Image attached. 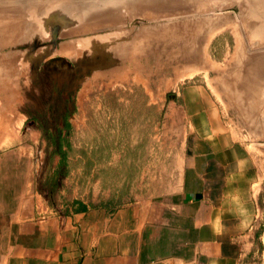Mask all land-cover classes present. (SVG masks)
<instances>
[{
    "label": "rangeland",
    "instance_id": "374dc122",
    "mask_svg": "<svg viewBox=\"0 0 264 264\" xmlns=\"http://www.w3.org/2000/svg\"><path fill=\"white\" fill-rule=\"evenodd\" d=\"M67 1L0 0V107L21 109L41 132L26 145L0 143V153L31 157L34 183L60 210L113 208L149 181L143 171L169 168L182 115L169 109L196 102L201 83L229 75L234 87H261L264 28L249 25L264 23L262 0H73L83 6L71 18L59 13ZM182 42L203 59L180 58Z\"/></svg>",
    "mask_w": 264,
    "mask_h": 264
},
{
    "label": "crops",
    "instance_id": "0c3cea01",
    "mask_svg": "<svg viewBox=\"0 0 264 264\" xmlns=\"http://www.w3.org/2000/svg\"><path fill=\"white\" fill-rule=\"evenodd\" d=\"M227 76L169 109L182 113L174 162L143 171L149 181L113 208L60 210L34 183L31 157L1 152L0 264H264V75L257 89ZM26 118L1 106L0 143L41 136Z\"/></svg>",
    "mask_w": 264,
    "mask_h": 264
},
{
    "label": "bare ground",
    "instance_id": "6f19581e",
    "mask_svg": "<svg viewBox=\"0 0 264 264\" xmlns=\"http://www.w3.org/2000/svg\"><path fill=\"white\" fill-rule=\"evenodd\" d=\"M77 1H79V0H77ZM149 1H152L154 4H161V2H160V0H149ZM262 3H263V7H264V0H262L261 1ZM79 4L81 5V3H76L75 1H73V0H69V1H67V2H65L64 4H63V6H61L60 8H59V13H61L62 15H65V16H68L69 17V11H74V10H80L79 8H81L83 5H81L80 7H79ZM261 6H262V4H261ZM260 9H261V7H260ZM263 11H264V8L262 9ZM101 14H102V12H100ZM100 14V15H101ZM105 15L104 16H109V14H107V13H104ZM261 15H263L264 16V13H261ZM96 16H99V15H96ZM80 17H82V16H80ZM90 16H88V17H86V18H89ZM69 18H71V17H69ZM120 22V21H119ZM255 24L256 23H251L250 25H249V27H250V29H253V30H255V31H257V30H259V31H261V30H263V28H264V23L263 22H260V23H257L256 24V26H255ZM203 27L205 28V26L202 24L200 27H199V33H203L204 34V32H203ZM206 27H207V25H206ZM249 29V28H248ZM249 29V30H250ZM166 35V34H165ZM164 35V36H165ZM201 36L202 35H195V37L196 38H198V39H200L201 38ZM249 36V35H248ZM251 36V35H250ZM253 37V36H252ZM160 38H162V36L160 37ZM250 40V39H249ZM254 40V39H253ZM251 41V40H250ZM241 42V41H240ZM252 42V41H251ZM183 43V42H182ZM171 44V43H170ZM192 55H194L195 56V59H198V57H199V59H203V54H201V52L200 51H197V49H194L193 50V48L192 47H190V46H188L187 45V43L185 42V43H183V46H182V49L180 48L179 49V51H178V56L181 58V56H184V58H187V57H190V56H192Z\"/></svg>",
    "mask_w": 264,
    "mask_h": 264
},
{
    "label": "trees",
    "instance_id": "16d2710c",
    "mask_svg": "<svg viewBox=\"0 0 264 264\" xmlns=\"http://www.w3.org/2000/svg\"><path fill=\"white\" fill-rule=\"evenodd\" d=\"M65 127L66 128H68L69 127V123L68 122H66L65 123ZM60 132V131H59ZM67 131H65V133H66ZM57 141H56V138H53V145H54V152H57L61 157H60V160H59V166L60 165H62V164H64V162L66 161L65 160V157H66V151H64L63 149H62V146H63V144H62V138L61 137H59V136H57ZM63 138H65V137H63ZM58 166V167H59ZM57 167V169L54 171V175H56L57 173H59V168ZM64 174V173H63ZM73 207H72V209L74 210V211H78V210H81V209H83L84 208V206H83V204H82V202L81 201H77L76 202V204H71ZM75 206V207H74Z\"/></svg>",
    "mask_w": 264,
    "mask_h": 264
}]
</instances>
